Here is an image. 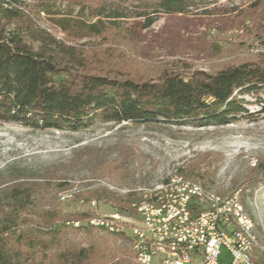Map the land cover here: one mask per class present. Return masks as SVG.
Segmentation results:
<instances>
[{
    "label": "trees",
    "instance_id": "16d2710c",
    "mask_svg": "<svg viewBox=\"0 0 264 264\" xmlns=\"http://www.w3.org/2000/svg\"><path fill=\"white\" fill-rule=\"evenodd\" d=\"M258 3L264 6V0ZM192 4L189 0L97 4L68 0L63 10L44 5L32 14L21 0H0V123L56 131H77L98 122L220 127L247 115L244 97L254 99L259 113H264V40L258 37L262 32L257 15H250L255 29L248 32L260 40L263 51L216 72L170 71L156 80L137 81L122 75L121 65L111 63L116 57L112 50L87 51L77 45L83 39L111 40L118 35L126 48L156 17L187 15ZM40 13L62 39L37 26L34 15ZM129 21L142 25L128 32L124 26ZM179 176L193 182L204 179L197 165ZM64 186L40 188L16 178L0 191V264H130L133 253L111 245L131 241L124 232L100 237L91 227H74L89 213L64 211L55 197L41 195L51 189L59 193ZM35 194L41 195L40 202L31 201ZM69 201H95L134 214L138 196L96 188L74 193ZM256 263H264L263 254Z\"/></svg>",
    "mask_w": 264,
    "mask_h": 264
},
{
    "label": "rangeland",
    "instance_id": "374dc122",
    "mask_svg": "<svg viewBox=\"0 0 264 264\" xmlns=\"http://www.w3.org/2000/svg\"><path fill=\"white\" fill-rule=\"evenodd\" d=\"M21 1L32 14L44 5L63 10L68 2ZM88 1L97 4L101 0ZM189 1L194 2L189 14L156 17L155 23L128 42L126 48L118 35L111 40L83 39L77 45L87 51L98 47L112 50L116 57L111 63L121 65V74L137 81L156 80L170 71L216 72L253 59L263 51L260 40L248 32L255 29L250 15H257L256 25L262 32L258 37L264 40V6L259 5V0ZM34 16L39 28L56 39L64 37L43 13ZM141 25L129 21L124 27L135 32ZM243 99L247 115L220 127L98 122L77 131H56L0 123V191L16 178L40 188L64 183L66 186L59 193L55 189L39 192L46 193L47 199L55 197L64 211L88 212L86 219L77 222L78 227H91L87 221L93 217L118 215L115 223L124 226L121 232L129 238L130 218L134 214L115 211L95 201L75 204L69 201L70 197L103 188L118 195L135 193L138 201L134 205H138L150 186L172 177L183 179L179 172L197 165L199 174L204 175L203 181L197 183L220 196L238 195L253 223L256 262L259 254L264 255V113H259L254 99ZM41 195L35 194L31 201L40 202ZM91 228L100 237L121 233ZM114 244L131 252L130 240L111 245ZM219 261L230 263L224 251ZM130 264H136L133 255Z\"/></svg>",
    "mask_w": 264,
    "mask_h": 264
},
{
    "label": "built area",
    "instance_id": "2783aa9c",
    "mask_svg": "<svg viewBox=\"0 0 264 264\" xmlns=\"http://www.w3.org/2000/svg\"><path fill=\"white\" fill-rule=\"evenodd\" d=\"M210 191L211 200L201 199L198 186L185 185L180 179L177 192L168 200H159V206L133 205L129 231L135 263L224 264L219 261L224 251L229 264H256L236 234V218H243L244 226L253 231L238 195L220 196ZM116 220L118 215L93 217L87 224L119 233L124 226ZM73 225L78 227L79 223Z\"/></svg>",
    "mask_w": 264,
    "mask_h": 264
},
{
    "label": "bare ground",
    "instance_id": "6f19581e",
    "mask_svg": "<svg viewBox=\"0 0 264 264\" xmlns=\"http://www.w3.org/2000/svg\"><path fill=\"white\" fill-rule=\"evenodd\" d=\"M180 179V177H172L161 182L159 185L154 186L153 188L145 190L143 192V199L138 205L159 206V200H168L173 196V192H177V186H179ZM184 183L188 186H198L201 199H212V192L200 183L192 182L190 180L186 181L185 179ZM242 212H244L243 207ZM248 219L250 218L248 217ZM236 234L239 238H241V241L245 243L246 249L253 256L254 249L256 248V239L253 231H251L249 227L244 226L243 218H236Z\"/></svg>",
    "mask_w": 264,
    "mask_h": 264
}]
</instances>
